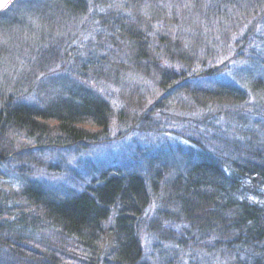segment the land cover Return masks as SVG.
<instances>
[{
  "label": "trees",
  "instance_id": "trees-1",
  "mask_svg": "<svg viewBox=\"0 0 264 264\" xmlns=\"http://www.w3.org/2000/svg\"><path fill=\"white\" fill-rule=\"evenodd\" d=\"M73 1L14 0L0 31L27 26V13L65 40L64 28H81L94 41L83 47L75 34L67 64L117 94L91 102L79 92L53 119L19 104L12 80L0 86V104L16 108L0 111V145L23 155L8 188L0 178V264H264V205L251 200L264 189V0ZM51 51L33 58L47 64ZM111 118L175 142L149 153L121 150L123 134L103 139L124 162L79 173L80 187L42 164L38 152L102 142ZM23 158L35 164L30 176ZM45 185L63 204L46 200Z\"/></svg>",
  "mask_w": 264,
  "mask_h": 264
},
{
  "label": "bare ground",
  "instance_id": "bare-ground-1",
  "mask_svg": "<svg viewBox=\"0 0 264 264\" xmlns=\"http://www.w3.org/2000/svg\"><path fill=\"white\" fill-rule=\"evenodd\" d=\"M13 2L14 0H10V2L0 10V13L6 11L11 6V4H13ZM73 4L75 7L81 5L85 8V5H83L81 0H74ZM34 17L32 18L37 19L40 27H43L46 21H44L42 24L38 19V16L34 15ZM13 28L15 32L10 36L13 39H19L12 41L13 43L11 44L4 45L3 41L1 42L3 39L2 37L7 36L6 31ZM31 28L32 27L29 26V29ZM35 35L32 32H29L27 30V26L23 25L22 22H19V24H17V22H10L9 24H6L4 31H0V86H2L4 82H10L12 80V84H14V86H11L9 91L13 94V96L16 97L19 104L31 105V109L35 110L33 112L45 111L52 113L49 116L53 119H57L61 118L60 112L62 105L69 107L67 114H70V112L74 110L71 109V106L76 103L74 96H77V93L79 92L81 93L83 99L85 98L91 102L96 101L98 97L116 96L117 91L114 92V88L116 86L112 83L106 86L100 84L99 80L96 79L91 73V71H93L91 68L86 67L85 69L83 66L75 67L73 63L67 64L66 53L75 47V42L73 39L67 43L68 41L65 40V37L62 39L58 33H50L49 36L44 39H41L40 35H36L37 37ZM25 36L33 37V39H29L27 41L36 42L33 44L27 43L23 39ZM77 38L82 41L81 43L83 44V47L90 44L91 40L94 41V38L89 34H86V32L81 30V28L78 31ZM51 47L52 57L47 64L46 62L43 63L42 61L34 60L33 54H39L41 49H50ZM55 52L58 53L54 56ZM67 65L70 66L65 69ZM44 66L54 68L43 69ZM57 66H61L62 70ZM72 66L79 72H83L85 77L79 79L78 77L74 78V74L72 71H70ZM45 74L50 75L44 76ZM37 81L40 84L36 83ZM32 85L37 87L31 89ZM86 91H91L92 95H85L84 93ZM14 109L16 108L0 104V111H10ZM117 122L118 121L113 118L109 119L107 130L109 135L105 131L101 132L97 130L99 137H102V142L100 140L89 143L80 141V143L71 144L70 152L72 155L69 152L64 151L55 153L56 157L52 158V156L49 154V151H44L41 153L38 152L42 164L44 162L53 163L60 170V173L57 175V179H65L66 183L72 187H80V180L78 177L79 173H84L87 171L88 173L93 172L95 174H101L104 172L106 175L110 172H113L110 169L119 168L124 162L123 155H121L119 152L117 153L109 150L111 148L108 150L104 149L102 146L103 139H110L111 137L113 140H115L117 137L123 134L124 138H127V140L118 143L122 150L129 149V147H132L135 144L142 148L145 147L144 140L140 138L143 131L140 130L138 125H129L127 129L125 128L124 130H120L117 127ZM83 127H85V129L91 130L90 133L92 134L95 133L94 130L97 128L96 124H84ZM151 135L157 140L158 144L156 145H159L158 147L162 145V148H169L175 142V138L170 133ZM19 136L20 135L15 134L11 137L18 143L20 142ZM129 139H131L132 142L128 143L127 141ZM68 156H72L76 161L71 162L68 160ZM22 157V154H19L4 145H0V178L4 181V188H8L10 180H13L14 177H16L14 163H16L18 158ZM23 159L26 163V165L23 167V170H30L29 172L25 173L26 175L30 176L35 164H33L28 158ZM105 164L111 165H109V167L105 170ZM32 177L34 180L36 175L33 174ZM35 180L37 181L36 183L40 182L37 177ZM40 190L47 201L54 204H63V201L57 198L58 196L50 189L49 186L45 185L44 187L40 188Z\"/></svg>",
  "mask_w": 264,
  "mask_h": 264
},
{
  "label": "rangeland",
  "instance_id": "rangeland-1",
  "mask_svg": "<svg viewBox=\"0 0 264 264\" xmlns=\"http://www.w3.org/2000/svg\"><path fill=\"white\" fill-rule=\"evenodd\" d=\"M25 16H27L26 22H27V24L29 26H31V27H40L38 25V23H37V20L31 17V14L27 13V14L23 15V17H25ZM28 25H27V30L29 32H31ZM40 28L43 31V34L45 36H49L50 33L48 31V27L47 26L44 25L43 27H40ZM63 30H64V34L66 35V39H67L68 42H69L70 39L72 40V38L75 36V34L78 33V28L75 27V26H72V25H70L67 29L64 28ZM14 32H15L14 31V28L6 31L7 36H3L2 37L3 39L1 40V42L3 41V44L4 45H7V44L13 43L12 41H14V40H18L19 38L13 39L10 36ZM23 39H24V41H26L27 43H30V44H33V43L36 42V41H31V42L30 41H27L29 39H33V37H31V36H25ZM140 138L144 140V144H145V147L144 148L141 147L142 148V151H146V152H149V153H154L153 149H154L155 146H157L156 144H158L157 143V140L152 135L151 136L150 135H142ZM127 142L128 143L129 142H132V140L129 139ZM104 149H107L108 150L109 148H104ZM109 150H111L113 152H117V153L119 152L120 153L119 147L116 148V145L115 146H112V148L109 149ZM51 153L53 154V152H51ZM72 158H73L72 156H68V160H70L71 162L72 161H76L74 158L73 159ZM251 200H253L254 202L259 203L261 205H264V189L260 190L257 195L251 197Z\"/></svg>",
  "mask_w": 264,
  "mask_h": 264
},
{
  "label": "water",
  "instance_id": "water-1",
  "mask_svg": "<svg viewBox=\"0 0 264 264\" xmlns=\"http://www.w3.org/2000/svg\"><path fill=\"white\" fill-rule=\"evenodd\" d=\"M9 2L10 0H0V10L3 9Z\"/></svg>",
  "mask_w": 264,
  "mask_h": 264
}]
</instances>
